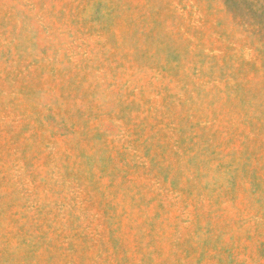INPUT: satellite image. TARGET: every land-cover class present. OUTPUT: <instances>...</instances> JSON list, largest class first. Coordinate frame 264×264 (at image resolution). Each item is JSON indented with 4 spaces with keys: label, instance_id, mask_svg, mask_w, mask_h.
<instances>
[{
    "label": "rangeland",
    "instance_id": "rangeland-1",
    "mask_svg": "<svg viewBox=\"0 0 264 264\" xmlns=\"http://www.w3.org/2000/svg\"><path fill=\"white\" fill-rule=\"evenodd\" d=\"M0 264H264V0H0Z\"/></svg>",
    "mask_w": 264,
    "mask_h": 264
}]
</instances>
